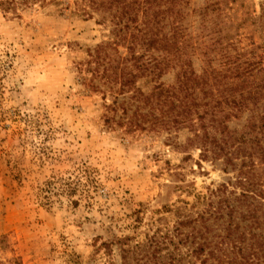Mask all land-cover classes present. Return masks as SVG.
Instances as JSON below:
<instances>
[{
  "label": "rangeland",
  "instance_id": "1",
  "mask_svg": "<svg viewBox=\"0 0 264 264\" xmlns=\"http://www.w3.org/2000/svg\"><path fill=\"white\" fill-rule=\"evenodd\" d=\"M123 1L0 0L3 264H123L155 237L177 243L199 197L241 193L250 161L203 158L168 94L184 72L239 67L264 82V0H154L148 16L145 0Z\"/></svg>",
  "mask_w": 264,
  "mask_h": 264
},
{
  "label": "trees",
  "instance_id": "2",
  "mask_svg": "<svg viewBox=\"0 0 264 264\" xmlns=\"http://www.w3.org/2000/svg\"><path fill=\"white\" fill-rule=\"evenodd\" d=\"M155 2L144 1L147 16ZM136 3L126 4L128 16L134 13ZM144 25L143 38H149L146 39L148 45H156L159 39L151 36L154 23L147 20ZM262 60L264 63V57ZM226 64L232 63L227 60ZM253 77L252 70L239 67L221 73L205 71L203 77L194 71L184 72L178 88L180 93L168 94V98L179 95L178 107L182 109L178 114L185 119H177L176 123L192 129L194 136L190 142L201 146L203 158L225 157L227 164L234 165V159L242 157V164L247 168L248 160L250 165L239 171L237 186L241 193L235 199L227 196L225 185L211 191L208 197H199L197 204L203 208L198 211L195 204V217H185L187 219L179 223L177 243L169 237L162 241L155 237L145 246L144 253L138 247L125 249L123 264H167L166 259L170 261L168 264H264V82H251ZM200 87L209 98L204 104L197 102ZM164 90L161 89L162 94ZM202 106L204 111L199 110ZM245 112L249 116L241 131L231 129L229 122L240 119ZM193 115L196 119L191 118ZM187 226L192 229L185 234L181 227ZM188 243L192 248L184 254L181 247ZM0 244L4 246L3 239ZM171 244L174 249L163 257V247Z\"/></svg>",
  "mask_w": 264,
  "mask_h": 264
}]
</instances>
